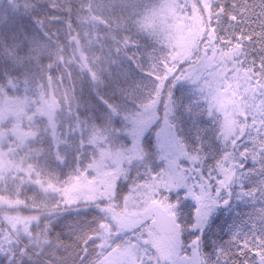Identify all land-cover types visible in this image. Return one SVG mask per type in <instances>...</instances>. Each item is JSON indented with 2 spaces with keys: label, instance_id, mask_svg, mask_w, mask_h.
Segmentation results:
<instances>
[{
  "label": "snow or ice",
  "instance_id": "1",
  "mask_svg": "<svg viewBox=\"0 0 264 264\" xmlns=\"http://www.w3.org/2000/svg\"><path fill=\"white\" fill-rule=\"evenodd\" d=\"M0 264H264V0H0Z\"/></svg>",
  "mask_w": 264,
  "mask_h": 264
}]
</instances>
